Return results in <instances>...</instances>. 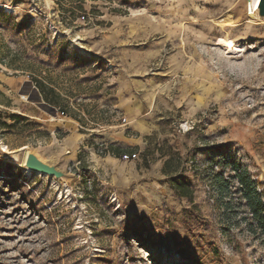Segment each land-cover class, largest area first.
Listing matches in <instances>:
<instances>
[{
  "label": "rangeland",
  "instance_id": "1",
  "mask_svg": "<svg viewBox=\"0 0 264 264\" xmlns=\"http://www.w3.org/2000/svg\"><path fill=\"white\" fill-rule=\"evenodd\" d=\"M262 213L258 4L0 0V264H264Z\"/></svg>",
  "mask_w": 264,
  "mask_h": 264
},
{
  "label": "trees",
  "instance_id": "2",
  "mask_svg": "<svg viewBox=\"0 0 264 264\" xmlns=\"http://www.w3.org/2000/svg\"><path fill=\"white\" fill-rule=\"evenodd\" d=\"M34 85L36 86L37 90L39 91L42 99L44 102H46L47 104H49L50 106H52L53 108H57L58 106V100L60 99V95L59 93L56 92V89L50 85H45V83H43V81H40L38 79L34 80ZM59 107V106H58ZM61 109V107H59ZM62 115H67V111H61ZM11 118H18V115H11ZM127 152V149H123L120 146H114V145H108V147L105 148L104 154L108 153L110 155H113L115 157H121L122 155L127 156L125 153ZM168 159H166L164 161V168L168 166ZM169 168V167H168ZM173 171V168H169V171H165V173H169ZM237 179H238V183L243 186H245L244 188V197L243 199L246 201V204L250 207V209L253 210V213L255 212V205L257 204L258 207H261V201L258 199L257 193L254 189H250V186L252 185V183L250 182V180L247 177H244V171H239L237 173ZM245 178V179H244ZM171 179V178H170ZM175 179H171V183L172 184H176L175 185V189L182 194V196H187V192L188 189L182 185L181 183H179L178 181H176ZM190 196V195H189ZM252 197L255 198V200L252 199ZM261 219L264 221V214H261Z\"/></svg>",
  "mask_w": 264,
  "mask_h": 264
},
{
  "label": "water",
  "instance_id": "3",
  "mask_svg": "<svg viewBox=\"0 0 264 264\" xmlns=\"http://www.w3.org/2000/svg\"><path fill=\"white\" fill-rule=\"evenodd\" d=\"M259 16H264V0L258 2ZM23 166L31 173L45 175L57 181H67L72 174L60 170L54 163L41 159L36 153L28 151L25 154Z\"/></svg>",
  "mask_w": 264,
  "mask_h": 264
},
{
  "label": "bare ground",
  "instance_id": "4",
  "mask_svg": "<svg viewBox=\"0 0 264 264\" xmlns=\"http://www.w3.org/2000/svg\"><path fill=\"white\" fill-rule=\"evenodd\" d=\"M254 4H258L259 0H253ZM7 10H10V7L9 6H6L5 7ZM250 8V7H249ZM251 12V11H250ZM250 14V13H249ZM222 23L225 25V26H229L231 25V17L230 16H227L225 17L223 20H222ZM25 99V97H23ZM3 153L5 154H9L10 152L5 148L3 147L2 150H1ZM29 173V172H28ZM35 175H39V174H36V173H33Z\"/></svg>",
  "mask_w": 264,
  "mask_h": 264
},
{
  "label": "built area",
  "instance_id": "5",
  "mask_svg": "<svg viewBox=\"0 0 264 264\" xmlns=\"http://www.w3.org/2000/svg\"><path fill=\"white\" fill-rule=\"evenodd\" d=\"M124 157H126V156H124Z\"/></svg>",
  "mask_w": 264,
  "mask_h": 264
}]
</instances>
